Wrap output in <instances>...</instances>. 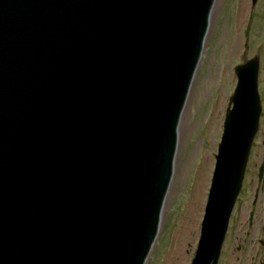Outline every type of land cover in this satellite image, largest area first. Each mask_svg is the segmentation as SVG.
<instances>
[{
  "label": "water",
  "instance_id": "95a60500",
  "mask_svg": "<svg viewBox=\"0 0 264 264\" xmlns=\"http://www.w3.org/2000/svg\"><path fill=\"white\" fill-rule=\"evenodd\" d=\"M216 0H0V264H145ZM191 264H216L259 120L235 67Z\"/></svg>",
  "mask_w": 264,
  "mask_h": 264
},
{
  "label": "rangeland",
  "instance_id": "374dc122",
  "mask_svg": "<svg viewBox=\"0 0 264 264\" xmlns=\"http://www.w3.org/2000/svg\"><path fill=\"white\" fill-rule=\"evenodd\" d=\"M251 0H216L201 57L180 119L181 128L173 164V175L165 197L159 230L145 264H172L176 248L183 239L184 217L193 202L197 172L203 158L210 165L193 215L194 233L185 244L182 264H191L215 165L229 98L236 77L234 68L242 63L243 34L249 22L254 30L255 12L250 16ZM242 9V10H241ZM244 9V11H243ZM253 38V37H252Z\"/></svg>",
  "mask_w": 264,
  "mask_h": 264
},
{
  "label": "flooded vegetation",
  "instance_id": "af4514ba",
  "mask_svg": "<svg viewBox=\"0 0 264 264\" xmlns=\"http://www.w3.org/2000/svg\"><path fill=\"white\" fill-rule=\"evenodd\" d=\"M250 3V16L255 12L256 18L252 33L251 22L244 29L242 64L257 68L259 124L217 264H264V0Z\"/></svg>",
  "mask_w": 264,
  "mask_h": 264
},
{
  "label": "bare ground",
  "instance_id": "6f19581e",
  "mask_svg": "<svg viewBox=\"0 0 264 264\" xmlns=\"http://www.w3.org/2000/svg\"><path fill=\"white\" fill-rule=\"evenodd\" d=\"M242 10V9H241ZM244 11V9H243ZM183 133V128H181V125L179 123L177 136L179 139L180 132ZM210 161L208 158H203L201 161L199 170L197 172V184L195 186V190L193 193V202H191L189 206V211L187 215L184 217V221L181 227V234L183 239L181 240V243L176 248V252L173 255V262L172 264H182L183 260L185 259V244L190 241L193 233H194V221H193V215L199 210V203L198 199L203 196V185L206 180L207 174H208V167L210 165Z\"/></svg>",
  "mask_w": 264,
  "mask_h": 264
}]
</instances>
